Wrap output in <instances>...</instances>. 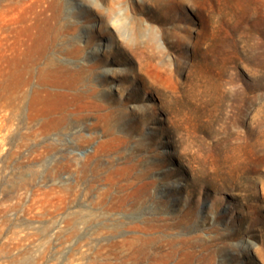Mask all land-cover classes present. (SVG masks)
Masks as SVG:
<instances>
[{
    "label": "rangeland",
    "instance_id": "374dc122",
    "mask_svg": "<svg viewBox=\"0 0 264 264\" xmlns=\"http://www.w3.org/2000/svg\"><path fill=\"white\" fill-rule=\"evenodd\" d=\"M0 264H264V0H0Z\"/></svg>",
    "mask_w": 264,
    "mask_h": 264
},
{
    "label": "bare ground",
    "instance_id": "6f19581e",
    "mask_svg": "<svg viewBox=\"0 0 264 264\" xmlns=\"http://www.w3.org/2000/svg\"><path fill=\"white\" fill-rule=\"evenodd\" d=\"M54 69V68H53Z\"/></svg>",
    "mask_w": 264,
    "mask_h": 264
}]
</instances>
